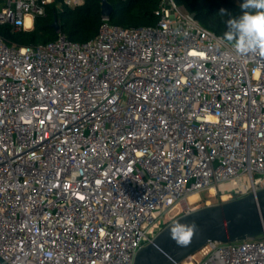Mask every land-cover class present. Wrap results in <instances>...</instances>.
<instances>
[{"label":"built area","instance_id":"built-area-1","mask_svg":"<svg viewBox=\"0 0 264 264\" xmlns=\"http://www.w3.org/2000/svg\"><path fill=\"white\" fill-rule=\"evenodd\" d=\"M52 1L5 0L0 23L31 29ZM156 13L139 27L103 16L87 42L0 36V264H134L202 191L264 187V57L231 53L175 0ZM180 264H264V234Z\"/></svg>","mask_w":264,"mask_h":264},{"label":"trees","instance_id":"trees-1","mask_svg":"<svg viewBox=\"0 0 264 264\" xmlns=\"http://www.w3.org/2000/svg\"><path fill=\"white\" fill-rule=\"evenodd\" d=\"M113 10L109 21L121 27H139L156 25L159 16L156 13L161 0H108ZM189 12L195 13L201 24L217 34L224 35L228 30L218 14L225 9L233 16L241 13L243 0H175ZM2 4L0 5V9ZM226 19V17H225ZM58 20L60 31L70 40L87 42L95 38L103 22L102 0H85L78 6H69L64 0H53L46 6L44 15L35 18L31 29L16 30L11 24L0 23V36L8 45L35 46L58 37L53 26Z\"/></svg>","mask_w":264,"mask_h":264},{"label":"water","instance_id":"water-1","mask_svg":"<svg viewBox=\"0 0 264 264\" xmlns=\"http://www.w3.org/2000/svg\"><path fill=\"white\" fill-rule=\"evenodd\" d=\"M112 10V4L102 0L103 16H109ZM53 26L60 30L58 20ZM183 229H192L186 244L176 238L185 234ZM261 234H264V187L255 193L205 204L180 215L138 250L134 264H180L210 240L236 241Z\"/></svg>","mask_w":264,"mask_h":264},{"label":"clouds","instance_id":"clouds-1","mask_svg":"<svg viewBox=\"0 0 264 264\" xmlns=\"http://www.w3.org/2000/svg\"><path fill=\"white\" fill-rule=\"evenodd\" d=\"M241 13L233 16L221 9L218 16L227 26L223 40L230 45L231 53L240 57H264V0H243L240 5ZM226 17V19H225ZM231 53L228 57H231ZM194 227V226H193ZM185 234L177 239L186 244L192 229H183Z\"/></svg>","mask_w":264,"mask_h":264},{"label":"rangeland","instance_id":"rangeland-1","mask_svg":"<svg viewBox=\"0 0 264 264\" xmlns=\"http://www.w3.org/2000/svg\"><path fill=\"white\" fill-rule=\"evenodd\" d=\"M4 3H5V0H0V5L2 4V6H3ZM201 197H202V200H201L199 203L196 204V205L199 206V207L205 205V199H207V198H208V199H211V202H212V203H216V202L219 201V198H218V197H213V196L209 193L208 190H204V191H202V192H201Z\"/></svg>","mask_w":264,"mask_h":264},{"label":"bare ground","instance_id":"bare-ground-1","mask_svg":"<svg viewBox=\"0 0 264 264\" xmlns=\"http://www.w3.org/2000/svg\"><path fill=\"white\" fill-rule=\"evenodd\" d=\"M27 23H28V24L31 23L30 18H27ZM198 198H199V194H198V193H192L191 196H190V199H191L192 201H195V200L198 199Z\"/></svg>","mask_w":264,"mask_h":264}]
</instances>
